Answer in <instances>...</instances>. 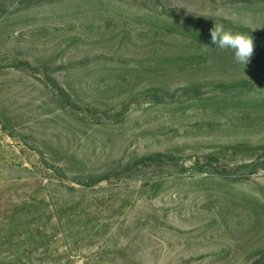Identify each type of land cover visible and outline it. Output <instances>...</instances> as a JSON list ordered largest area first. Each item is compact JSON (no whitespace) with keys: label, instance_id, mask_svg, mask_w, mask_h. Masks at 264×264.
<instances>
[{"label":"rangeland","instance_id":"374dc122","mask_svg":"<svg viewBox=\"0 0 264 264\" xmlns=\"http://www.w3.org/2000/svg\"><path fill=\"white\" fill-rule=\"evenodd\" d=\"M0 264H264V0H0Z\"/></svg>","mask_w":264,"mask_h":264},{"label":"clouds","instance_id":"9594fccd","mask_svg":"<svg viewBox=\"0 0 264 264\" xmlns=\"http://www.w3.org/2000/svg\"><path fill=\"white\" fill-rule=\"evenodd\" d=\"M211 44L222 50L231 49L234 52L236 62L246 65L253 55V38L242 33H233L226 30L222 24L214 23L209 30ZM205 48L209 47L203 45Z\"/></svg>","mask_w":264,"mask_h":264}]
</instances>
